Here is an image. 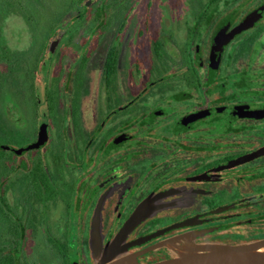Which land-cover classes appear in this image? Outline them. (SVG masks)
Listing matches in <instances>:
<instances>
[{
	"label": "flooded vegetation",
	"instance_id": "flooded-vegetation-1",
	"mask_svg": "<svg viewBox=\"0 0 264 264\" xmlns=\"http://www.w3.org/2000/svg\"><path fill=\"white\" fill-rule=\"evenodd\" d=\"M84 1L35 50L33 141L0 143L1 264L41 262L40 234L43 261L95 264L94 221L105 248L137 213L122 245L139 264L175 257L187 233L264 240V0H165L110 25Z\"/></svg>",
	"mask_w": 264,
	"mask_h": 264
},
{
	"label": "rangeland",
	"instance_id": "rangeland-1",
	"mask_svg": "<svg viewBox=\"0 0 264 264\" xmlns=\"http://www.w3.org/2000/svg\"><path fill=\"white\" fill-rule=\"evenodd\" d=\"M91 1L87 11L93 16L97 8L101 7L102 12L106 13L105 25L111 22L109 13L116 8L122 12L165 10V0ZM151 1L155 4H151ZM85 5L84 0H0V115L5 125L13 128L15 133L14 141L2 138L0 143L7 141L20 147L33 141L37 92H40L35 91V84L39 87L42 85L36 71L42 74L45 71L42 69L45 65L43 62L48 61L47 55L45 60L35 59V53H38L35 50L47 42V37L54 33L55 29L66 28L78 12L86 11ZM19 56L22 58L20 61ZM4 227V220L0 216V233ZM43 237L44 235L40 234L32 239V250H35L41 260L38 264H54L42 260L47 259L42 246Z\"/></svg>",
	"mask_w": 264,
	"mask_h": 264
},
{
	"label": "water",
	"instance_id": "water-1",
	"mask_svg": "<svg viewBox=\"0 0 264 264\" xmlns=\"http://www.w3.org/2000/svg\"><path fill=\"white\" fill-rule=\"evenodd\" d=\"M255 18L244 22L233 34L241 32L252 26ZM40 139L34 148L43 144ZM141 214H135L120 231L116 239L103 247L102 234L97 220L93 223L91 231V249L95 264H139L137 257L144 253L128 255L127 248L122 245L128 232L132 231L138 224ZM183 223L177 228L186 226ZM171 227L166 231L173 230ZM165 232V231H163ZM198 232L181 235L169 242L175 251V257L152 264H264V240L244 244H223V243H197L194 239ZM165 244L152 246L146 252L155 250Z\"/></svg>",
	"mask_w": 264,
	"mask_h": 264
},
{
	"label": "trees",
	"instance_id": "trees-1",
	"mask_svg": "<svg viewBox=\"0 0 264 264\" xmlns=\"http://www.w3.org/2000/svg\"><path fill=\"white\" fill-rule=\"evenodd\" d=\"M11 263H13V262H11ZM0 264H1V262H0ZM14 264V263H13Z\"/></svg>",
	"mask_w": 264,
	"mask_h": 264
}]
</instances>
